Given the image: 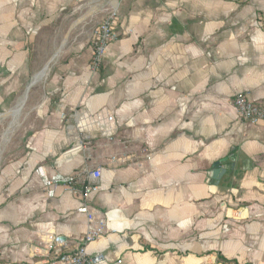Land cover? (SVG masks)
<instances>
[{"label":"crops","instance_id":"0c3cea01","mask_svg":"<svg viewBox=\"0 0 264 264\" xmlns=\"http://www.w3.org/2000/svg\"><path fill=\"white\" fill-rule=\"evenodd\" d=\"M90 1L0 0V116L46 63L43 45ZM117 23L123 36L99 72L91 41L67 46L0 151V264H57L88 233L80 196L44 187L40 168L101 170L90 206L105 230L89 256L264 264V122L241 124L234 105L241 92L264 102V0L123 1ZM80 130L89 146L76 145ZM218 163L234 168L214 180Z\"/></svg>","mask_w":264,"mask_h":264},{"label":"built area","instance_id":"2783aa9c","mask_svg":"<svg viewBox=\"0 0 264 264\" xmlns=\"http://www.w3.org/2000/svg\"><path fill=\"white\" fill-rule=\"evenodd\" d=\"M122 1L108 0V3L105 2L101 10V13L106 15L105 20L100 23L98 32L91 38L94 52L90 70L93 73L101 70L108 47L121 38V33L117 30V18L118 8ZM234 105L238 120L241 124L256 126L264 122V102H254L248 94L241 92L235 96ZM78 115L77 112L72 118H77ZM91 138L90 135L81 131V140L76 145L83 143L84 146H89ZM37 173L41 177L44 187L53 188L58 185H66L69 186L74 194H78L81 199V204L77 212L85 215L90 222L88 233L81 242V248L75 253H61V255L57 256V264H110L107 257L103 254L89 256L87 253L88 247L97 241L104 234L105 230V223L103 221L97 227H94L95 213L91 210L90 206L92 196L99 190L98 183L102 177L101 170L86 169L83 173L71 177L56 175L51 178H48L41 168ZM50 193L52 194V191ZM113 233H116V231ZM64 247L65 242L62 238H56L53 249L58 252ZM118 264H121V262Z\"/></svg>","mask_w":264,"mask_h":264},{"label":"rangeland","instance_id":"374dc122","mask_svg":"<svg viewBox=\"0 0 264 264\" xmlns=\"http://www.w3.org/2000/svg\"><path fill=\"white\" fill-rule=\"evenodd\" d=\"M123 1H130V0H123ZM105 2L108 3V0H91L87 5L82 7V10L80 11L78 10L77 13L71 19L63 23L62 30L61 32L58 33V39H56L54 47L50 48L48 44H44L42 47L43 54L45 52H50L51 54L48 56L46 55V63L43 64L40 70H38L37 72L38 74L43 70V68L48 64V62L54 57V55L61 48L63 43H66V44L63 49V52H61L62 54L59 55L57 63L60 61L67 46L70 45L71 42H77L83 39H87L91 41V44H92L91 38L95 36V34L98 32L100 23L103 22L106 17V15L101 13V10L105 5ZM130 2H134V1H130ZM117 30H118V25H117ZM122 36L123 35L121 34V38ZM53 70L54 68L51 69V72L49 73V75L47 76L45 80H43L42 82L37 84L33 89H31L30 93L31 92L33 93L31 94L29 93L28 95V99L24 106L22 117L20 119V126L16 128L11 134V136L9 137L11 138V140L20 131L24 121L27 120V116L30 112L31 104L36 101V99L41 95V93H43L44 84L49 79ZM35 93L36 95H33ZM14 115L15 113H13V110H12L9 116H5V117L0 116V145L3 141V138L6 132L9 131L12 117H14ZM8 145L9 143L6 146ZM6 146L4 147V149L6 148Z\"/></svg>","mask_w":264,"mask_h":264},{"label":"bare ground","instance_id":"6f19581e","mask_svg":"<svg viewBox=\"0 0 264 264\" xmlns=\"http://www.w3.org/2000/svg\"><path fill=\"white\" fill-rule=\"evenodd\" d=\"M81 22V21H80ZM65 45L63 44V46L56 52V54L54 55V57L50 60V62L43 68V70L37 74L29 83L27 91L25 93V95L22 96V98L19 100L17 106H15V108L13 109V113H15L14 117H12V121H11V125L9 128V131L6 132L3 141L0 145V151H2L3 147L6 146V143L8 142L9 137L11 136V134L13 133V131L18 128L20 126V119L22 117L23 114V109L24 106L26 104V101L28 99V95L31 91V89L38 83L42 82L43 80H45L47 78V76L49 75V73L51 72V69L54 67V65L56 64L59 55L61 54L62 50L64 49ZM11 112L1 115V116H9Z\"/></svg>","mask_w":264,"mask_h":264},{"label":"water","instance_id":"95a60500","mask_svg":"<svg viewBox=\"0 0 264 264\" xmlns=\"http://www.w3.org/2000/svg\"><path fill=\"white\" fill-rule=\"evenodd\" d=\"M230 160H232V161H230ZM230 160H229L230 162H234L235 158L233 157ZM233 164H231V166H227L226 168H222V170L220 169V166H221L220 163L216 164L215 168H217V169L213 172L211 177L214 180H219L227 171H230L234 168Z\"/></svg>","mask_w":264,"mask_h":264},{"label":"trees","instance_id":"16d2710c","mask_svg":"<svg viewBox=\"0 0 264 264\" xmlns=\"http://www.w3.org/2000/svg\"><path fill=\"white\" fill-rule=\"evenodd\" d=\"M56 255L59 256V255H61V254H60V252H58Z\"/></svg>","mask_w":264,"mask_h":264}]
</instances>
